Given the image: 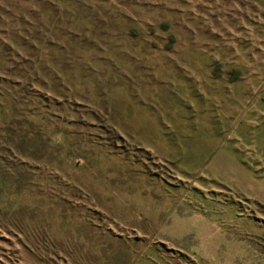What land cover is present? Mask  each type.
Masks as SVG:
<instances>
[{
	"label": "rangeland",
	"instance_id": "rangeland-1",
	"mask_svg": "<svg viewBox=\"0 0 264 264\" xmlns=\"http://www.w3.org/2000/svg\"><path fill=\"white\" fill-rule=\"evenodd\" d=\"M0 264H264V0H0Z\"/></svg>",
	"mask_w": 264,
	"mask_h": 264
}]
</instances>
